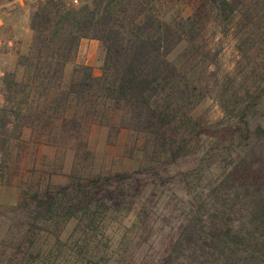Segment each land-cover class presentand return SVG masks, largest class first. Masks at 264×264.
<instances>
[{
  "label": "rangeland",
  "instance_id": "1",
  "mask_svg": "<svg viewBox=\"0 0 264 264\" xmlns=\"http://www.w3.org/2000/svg\"><path fill=\"white\" fill-rule=\"evenodd\" d=\"M44 1L0 0V264H169L179 238L177 226L193 192L190 187L187 192V180L202 195L207 169L230 165L229 138L238 120L223 113L216 98L221 88L214 79L228 84L226 77L235 75L237 86L243 75L252 79L261 74L256 84L264 88V0H232L237 10L230 21L212 15L202 19L204 28L195 43L199 52H206L204 59L183 60L186 41L171 50L170 58L209 87L191 105L193 123L180 128L178 137L185 140L163 151L157 144L143 150L151 140L142 131L75 121L70 118L73 99L66 118L59 109L33 112L35 101L45 102L53 92L37 97L42 94L40 76L27 78L21 63L33 39L30 17ZM90 1L56 0L60 10ZM188 3L155 1L154 12L174 16L180 9L190 11ZM80 40L87 41L83 57L92 61L86 65L94 75L102 71L101 42L81 36L64 62V80L83 64L75 59ZM249 122L256 132L251 142L264 141L263 131L256 128L259 124L264 130V98ZM232 147L249 151L248 145L242 151ZM205 153L212 156L201 160ZM156 168L162 172L161 183H155ZM94 179L111 185L91 189ZM85 190L88 195L81 193ZM61 205L66 207L58 209Z\"/></svg>",
  "mask_w": 264,
  "mask_h": 264
},
{
  "label": "trees",
  "instance_id": "2",
  "mask_svg": "<svg viewBox=\"0 0 264 264\" xmlns=\"http://www.w3.org/2000/svg\"><path fill=\"white\" fill-rule=\"evenodd\" d=\"M155 1L173 0H91L62 10L56 0H45L38 6L29 23L33 39L21 63L27 78L40 76L42 94L37 97L47 98L50 91L53 94L45 102L35 101L33 112L51 114L59 109L66 118L73 99L76 106L70 118L77 122L81 118L116 131L121 127L142 131L151 140L143 150L159 145L163 151L176 143L179 147V141L185 140L178 137L180 128L194 121L191 105L209 85L189 76L169 53L182 40L186 41L180 51L183 60L198 55L204 59L206 52H199L195 43L204 28L202 19L212 15L230 21L237 8L232 0H209L207 5L189 0L190 11L180 9L165 17L166 13L154 12ZM194 19L200 23L193 24ZM81 36L101 42L102 71L94 75L88 65L80 64L64 80V62ZM254 75L252 79L243 75L237 86L235 75L226 77L228 84L214 79L213 84L221 88L216 98L223 113L238 120L232 129L235 135L229 138L230 165L207 169L202 195L194 191V182L187 180V192L189 187L193 192L179 220V238L174 240V258L169 264H264V141L251 142L256 132L249 122L264 98V88L256 84L261 74ZM256 128L263 131L264 140V130L259 124ZM232 145L241 151L248 145L249 151L239 153ZM205 154L201 160L212 156ZM155 170V183L163 182L162 172ZM93 182L91 189L96 185L106 190L111 185ZM86 191L81 193L88 195Z\"/></svg>",
  "mask_w": 264,
  "mask_h": 264
},
{
  "label": "crops",
  "instance_id": "3",
  "mask_svg": "<svg viewBox=\"0 0 264 264\" xmlns=\"http://www.w3.org/2000/svg\"><path fill=\"white\" fill-rule=\"evenodd\" d=\"M28 29H27V33H28ZM30 34V33H29ZM87 43V41H82L80 40L78 42V47H77V52H76V56H75V59L78 63H83V64H91L92 61L88 58H84L83 57V49H84V46L85 44ZM96 44V43H94Z\"/></svg>",
  "mask_w": 264,
  "mask_h": 264
},
{
  "label": "built area",
  "instance_id": "4",
  "mask_svg": "<svg viewBox=\"0 0 264 264\" xmlns=\"http://www.w3.org/2000/svg\"><path fill=\"white\" fill-rule=\"evenodd\" d=\"M81 0H71V2L73 3V4H76V3H79ZM2 23V21H1V17H0V24Z\"/></svg>",
  "mask_w": 264,
  "mask_h": 264
}]
</instances>
